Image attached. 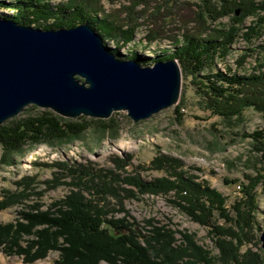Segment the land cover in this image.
<instances>
[{
  "label": "trees",
  "instance_id": "trees-1",
  "mask_svg": "<svg viewBox=\"0 0 264 264\" xmlns=\"http://www.w3.org/2000/svg\"><path fill=\"white\" fill-rule=\"evenodd\" d=\"M200 1L201 6H198L195 18L200 28L186 29L181 34V43L174 44L169 50L159 51L153 58H142L135 52L137 26L105 12L96 2L68 0L64 4H50L51 0H0V11H6L0 17L42 30L74 28L87 24L101 36L106 45L111 43L114 46L112 52L116 56L134 60L144 66L156 61L175 59L181 75L191 78V86L200 101V110L220 119L225 127L236 128L245 110L251 109L264 114V73L259 71L239 74L226 64L224 70L220 71L217 62H225L240 28L227 26V30L218 28L206 34V23L230 16L235 13L236 8L243 11L242 17L252 15L256 10H264V3L257 4L255 0ZM239 21L234 17L232 19L235 23ZM263 22L264 18L259 19L254 26H249L244 38L250 41L253 37H259L260 24ZM147 37L149 41L154 40L151 34ZM120 49L125 52L122 54ZM181 102L182 100L175 106V113L182 108ZM26 110L34 111L36 107L30 106ZM113 116L115 115L108 119L84 116L67 119L50 110L41 109L24 117L10 119L0 126V164L13 166L14 159L39 145L53 148L84 140V136L90 131L99 140L109 135L114 137L119 127ZM242 136L250 139L260 165L258 171L264 172V132L258 130ZM156 163L157 168L162 166L164 169L167 168V163L173 164V168L168 166L170 178L151 181L128 178L126 183L141 193L173 192V196L177 198V202H173L175 206L192 222L211 228L214 235L219 236L215 247L220 251L221 257L234 264H261L259 257L248 258L250 252L244 256L245 260H239L238 254V249L243 244L242 237L248 236L255 229L260 232L255 223L257 203L254 192L261 177L260 172L256 173L255 181L246 178L247 184L234 181L242 196L233 204V216H230L225 208L226 198L207 185L196 182L193 176L177 170L182 165L179 160L161 156L154 162ZM47 166L58 168L63 165L58 163ZM64 170L76 181L68 195L46 211L40 210L38 205H24L26 210L18 212L19 218L14 224L0 225V248L9 256H22L27 263L43 259L49 252H56L57 259L53 264H216L215 258L198 247L188 235L181 234L182 240L178 243L174 232L153 229L141 240L127 221L107 219L108 214L92 205V200L84 192L104 196L112 194L111 189L105 187L104 183L101 186L95 183L88 171L70 168L68 165L64 166ZM34 181L32 179L30 184ZM17 186L21 188V183ZM31 195L33 194L25 193L22 200ZM9 196L11 197L7 201L0 203V209L22 201L19 199L22 194L12 193ZM215 215L230 227L225 229L215 226ZM24 238L27 240H23Z\"/></svg>",
  "mask_w": 264,
  "mask_h": 264
},
{
  "label": "rangeland",
  "instance_id": "rangeland-1",
  "mask_svg": "<svg viewBox=\"0 0 264 264\" xmlns=\"http://www.w3.org/2000/svg\"><path fill=\"white\" fill-rule=\"evenodd\" d=\"M67 1L51 0L50 4H64ZM87 1L96 2L105 12L137 26L134 48L142 58L153 57L159 51L169 50L174 44L181 43V34L186 29L200 28L199 22L195 21L198 6H201L200 0ZM255 2L264 3V0ZM1 13L6 14V11H0ZM242 16L243 11L236 8L234 14L206 23V34L218 28H240L225 62H217V68L223 71L226 64L239 74L259 71L264 73V22L260 24L259 37H253L250 41L244 38L246 29L264 18V10H256L252 15ZM233 17L240 21L232 22ZM150 34L154 38L153 41L148 40L147 36ZM107 46L114 48L111 43ZM120 52L123 54L125 50L120 49ZM259 65L262 67L259 68ZM180 100L182 108L175 113L174 108ZM199 102L191 86V78L182 76L180 96L176 105L138 122H133L125 112L113 113L119 127L114 137L109 135L99 140L98 136L90 131L84 136V140L53 148L39 145L14 159L13 166L0 164V203L7 201L12 193L20 196L22 194L19 198L21 200L25 193L33 194L19 204L0 209V225L14 224L19 218L18 212L26 210L24 205H38L40 210L46 211L68 195L76 183L64 170V166L68 165L70 168L88 171L95 183L99 186L104 183L105 187L111 189L112 194L109 195H88L87 192H84V195L92 200V205L108 214L107 219L127 221L131 229L140 235L141 240L153 229L174 232L178 243L182 240L181 234H185L191 237L198 247L208 251L215 258L216 264H234L231 260L221 257L220 251L215 247L219 236H215L211 228L192 222L174 205L173 202H177V198L173 196V192L141 193L126 183L128 178L143 181L170 178L168 166L173 168L172 163H167L165 169L162 166L157 168L158 163L154 164L163 156L179 160L182 165L177 170L193 176L196 182L207 185L225 197V208L230 216H233V204L242 196L234 181L247 184L246 178L255 181L256 173L260 172L261 177L254 188L257 203L255 223L260 232L255 229L248 236L242 235L243 244L238 249V254L239 260H245L244 256L250 252L248 258L259 257L261 264H264L259 241L260 233L264 230V172L258 171L260 165L257 163L258 157L252 149L250 139L242 136L258 130L264 132V114L247 109L238 127L229 128L209 112L200 110ZM27 108L30 106L25 107L17 117L41 110L36 107V110L29 111ZM58 163L63 166H47ZM32 179L35 181L30 184ZM18 183H21V188L17 186ZM213 220L215 226L225 229L230 227L224 224L218 215H215ZM22 245L25 246L24 243ZM56 259L57 253L49 252L45 258L27 263L22 256H9L0 248V264H53Z\"/></svg>",
  "mask_w": 264,
  "mask_h": 264
},
{
  "label": "water",
  "instance_id": "water-1",
  "mask_svg": "<svg viewBox=\"0 0 264 264\" xmlns=\"http://www.w3.org/2000/svg\"><path fill=\"white\" fill-rule=\"evenodd\" d=\"M112 49L87 24L42 30L0 17V126L27 106L67 119L125 112L138 122L178 103L175 59L144 66ZM259 241L264 262V230Z\"/></svg>",
  "mask_w": 264,
  "mask_h": 264
}]
</instances>
